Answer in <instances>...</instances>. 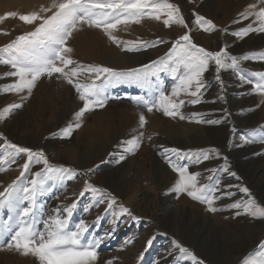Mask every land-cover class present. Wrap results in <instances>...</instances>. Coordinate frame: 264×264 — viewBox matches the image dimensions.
<instances>
[{"label":"rangeland","instance_id":"obj_1","mask_svg":"<svg viewBox=\"0 0 264 264\" xmlns=\"http://www.w3.org/2000/svg\"><path fill=\"white\" fill-rule=\"evenodd\" d=\"M206 1L169 0L180 7L188 24L187 29L180 25L171 27L162 25L161 28L163 24L161 20L166 18L163 15L160 21L145 17L139 24L119 25L113 34L120 41L151 42L157 39L165 41L155 47L141 48L139 51L122 50V46L112 42L102 29L84 27L75 32L67 46L73 48L71 57L79 64L110 67L117 71L143 69L149 74V80L143 83L129 80L113 81L106 88V95L109 98L106 106L85 113L81 119V127L74 128L67 137L62 135L61 129L76 123L74 113L83 106L75 88L57 73L52 77L46 75L41 77L30 96L27 90L20 94L4 92V87L14 83L16 78L2 75L10 68L0 65V109L12 103L23 105L7 114L4 120H0V133L3 134L0 137V147L6 146V139L19 146L30 147L36 151L43 150L51 165L73 170L70 174L57 172L48 174V190L38 194L36 198L37 227L43 230L42 221L54 215L56 209H63L64 206L76 202L77 207L69 220V230H74L75 225L83 219L89 225L86 237L101 239L95 264H107L108 261H112L113 264H195L177 245L189 249L197 261H202L203 264H244L245 258H251L250 253L260 251L258 245L264 241V218H253L244 214L243 207L240 209L231 207L235 202L243 204L249 199H254L257 204L264 206V144L259 142L244 144L240 138L251 135L254 129L264 127L262 103L255 99V107L238 113L239 102H247L245 97L248 94L245 96L244 93L242 95L244 97L238 101L231 95L232 90L241 91L251 86L249 87L251 95L258 97L259 94L253 90V85L237 82L230 76L234 74L232 70H221L219 75L224 82V87L221 88L215 79L217 74L215 66L212 65L204 76L208 86L202 89L200 103L195 105L189 103L191 98L181 93L179 98L185 100V104L180 108V113L185 116L181 125L197 126L206 132L198 134L193 145L184 141L176 143L169 140L167 128L171 123L178 127L177 121L181 120L179 116L178 119H173L155 109L148 113L145 107L133 99L138 96L148 99L158 95L157 88L170 94L173 86L179 83L170 70H160V64L147 69H144V66L165 58L175 38L186 31L193 37L194 43L207 50L217 51L227 46L229 53L238 57L264 52V46H257L253 39L250 45H244L247 38L262 33L252 32L243 39L232 35L252 22L251 17L243 20L239 14L253 3L259 4L258 7H264L261 6L260 0H231L230 18L223 24H219L218 21L222 20L226 9L222 8L215 12L216 21L212 18L213 11L209 5L203 7ZM223 1L228 3V0ZM51 3L52 0H0V17H6L0 21L2 23L0 48L16 36L33 30L34 25L26 24L19 19L21 15L39 12L42 6L48 7ZM7 13H16V16L7 17ZM195 15L212 20L216 28L204 31L194 24ZM4 32L7 34H3ZM204 36L210 38L209 45L206 44ZM242 48L247 51L242 53ZM117 53L128 56L142 55L135 65L119 67L112 60ZM71 67L72 65L66 71ZM241 67L245 74L264 72V61L259 59L242 61ZM182 71L181 69V73ZM92 78L78 77L81 82H91ZM100 82L96 81L97 84ZM141 112L148 121L143 129L139 127L138 119ZM57 113L60 115L58 118L54 117ZM193 113L202 115L194 119ZM109 114L111 117L121 115L125 120L122 122L124 127L116 132L112 131L111 135L101 142L96 140L92 125L97 117H107ZM196 119L220 122L197 123ZM114 123L117 128L120 127L119 122ZM237 131L240 133H236ZM140 132L144 133L140 148L135 154L125 152V142ZM169 144L172 145L171 148L181 150L179 158L175 154H165V149H171ZM210 149H217L220 156L213 155L207 161L195 163L194 156L185 155ZM69 151H74L73 157L68 154ZM120 155L126 158L117 163ZM166 156H170L173 162L178 164H187L190 172L200 173L199 179L203 183L208 182L207 178L210 175L214 176L220 180L221 192H230L231 195L218 199L214 204L217 211L209 212L206 204L191 199L185 193L177 194L170 191L178 174L169 166ZM224 157H227L229 172L221 171L225 164ZM2 158L3 155L0 153V159ZM26 160V154H20L14 163L3 165L5 170L0 171V192L20 176ZM248 160L250 165H245ZM252 162L254 163L251 165ZM89 169L92 171H88ZM43 170L42 163L33 164L19 183L26 184L33 178L34 173ZM156 170L164 172L163 178H160ZM231 172L236 173V176H232ZM260 178L262 179L259 180ZM86 181L106 190L103 194L104 203H96L99 196H93L91 191L85 190ZM228 185L231 187H227ZM243 187H247L249 193L242 192ZM82 191L83 196L80 195ZM171 193L173 197L170 201L174 204L169 207ZM109 194L116 201L111 210H108ZM26 204L27 201L24 202V205ZM121 205L127 207L131 214L122 213ZM183 206L186 207V211H183ZM238 211L240 215H236ZM9 215L15 216V212L0 210V226L8 221ZM61 215L66 213L62 212ZM205 217L210 220H204ZM149 240L152 241L151 244H148ZM25 263L39 264L31 255L24 256L6 249L0 250V264Z\"/></svg>","mask_w":264,"mask_h":264},{"label":"snow or ice","instance_id":"obj_2","mask_svg":"<svg viewBox=\"0 0 264 264\" xmlns=\"http://www.w3.org/2000/svg\"><path fill=\"white\" fill-rule=\"evenodd\" d=\"M260 4L264 5V0H260ZM47 13L51 14L46 15ZM162 15L166 17L163 19L165 27L180 25L188 28L180 7L169 0H52L50 6H42L39 12L21 15L19 19L26 24L34 25L33 30L16 36L15 39L0 48V65L10 68L2 75L16 78L14 83L5 86L3 91L20 94L27 90L28 96H30L41 77L60 74L69 85L75 88L79 100L83 102V106L74 113L76 123L61 129L63 136H70L74 128L81 127V119L85 113L106 106L109 99L106 95V88L113 81L129 80L143 83L149 80V74L143 69L117 71L110 67L79 64L71 57L73 48L67 46L70 38L84 27L97 28L102 29L112 42L122 46V50L139 51L141 48L155 47L165 41L162 39L151 42L120 41L113 34L114 31L119 25L139 24L145 17L160 20ZM239 15L243 20H248L250 17L253 19L246 27L233 32V36L243 39L252 32L264 33V7H258L253 3ZM6 16L14 17L16 13H7ZM5 18L0 17V21ZM194 24L204 31H212L216 28L212 20L206 19L202 15H195ZM250 59L264 61V52L244 54L238 57L231 55L227 46L221 47L217 51L207 50L194 43L193 37L186 31L175 38L165 58H161V61H153L152 65L144 66V69H147L160 64V70H170L174 79H177L179 83L173 86L170 94L157 88L158 95L148 99L139 96L133 99L145 107L148 113H152L155 109L162 111L165 116L172 118L179 116L183 120L185 116L180 113V108L185 104V100L179 98L180 94L184 93L190 97L189 103L193 105L200 103L202 89L208 86L204 79L205 73L209 71L210 66L214 65L217 73L215 79L221 88L224 87V82L219 73L221 70H232L241 84L253 85V90L261 96V103H264V72L245 74L241 67L242 61ZM70 65L72 67L66 71ZM84 73L94 74L91 82H81L78 79ZM96 81L101 82L97 84ZM21 99H26V97H21ZM22 106V104L12 103L0 109V120H4L7 114ZM201 115L193 113L192 118L195 119ZM138 119L139 127L143 129L148 122L145 114L141 112ZM196 122L214 124L220 121L196 119ZM2 136L3 134L0 133V137ZM143 139L144 133L140 132L139 135L127 140L124 151L135 154ZM148 139L150 140L151 136ZM241 140L244 144L256 142L264 144V127L258 130L254 129L251 135L241 137ZM5 145L0 147V153L3 155V158L0 159V171L5 170L4 164L14 163L20 154H26L27 160L22 165L23 171L20 176L0 192V210L7 209L9 212H15V216L9 215L8 221L0 226V250L6 249L24 256L31 255L38 260L39 264H95L98 259L97 248L102 242L101 239L86 237L89 225L83 219L75 225L74 230H69V220L77 207L76 202L64 206L63 209H56L54 215L42 221L43 230L37 227L36 198L38 194L48 190V174L53 172L70 174L73 170L51 165L43 150L36 151L30 147L19 146L6 139ZM164 152L165 154H175L178 158L181 156V150L176 148L165 149ZM185 155L194 156V162L200 163L202 160H209L213 155L218 157L220 153L217 149H210L201 150L195 154L189 152ZM125 158L124 155H120L116 162L119 163ZM166 158L169 166L178 174V179L170 191L177 194L185 193L191 199L206 204L209 212L217 211L214 204L218 199L231 195L230 192H221L220 180L214 176L210 175L207 178L208 182L203 183L199 179L200 173L190 172L187 164L173 162L170 156H166ZM224 161L225 164L221 171L229 172L227 157H224ZM41 163L44 165L43 171L34 173L33 178L29 179L26 184L19 183L33 164ZM88 171H92V169ZM211 171L215 172V170ZM230 174L236 176L234 172ZM227 187L230 188L231 185ZM85 190L91 191L93 196H99L96 203H104L105 189L93 186L86 181ZM241 191L249 193L247 187H243ZM80 195L83 196L84 192L82 191ZM25 201H27L26 205H24ZM115 203V198L109 194L108 210H111ZM231 207L234 209L243 207L244 214L253 218H264V206L257 204L254 199H249L243 204L235 202ZM120 211L131 214L130 210L123 205L120 206ZM62 212L66 215H61ZM240 214L239 211L236 213V215ZM130 242L128 241V243ZM151 242L149 240L148 244ZM177 246L195 264H203L202 261H197L189 249ZM258 248L260 251L250 253L249 257L251 258H245L244 264H264V241L260 242ZM107 264H113V262L108 261Z\"/></svg>","mask_w":264,"mask_h":264},{"label":"bare ground","instance_id":"obj_3","mask_svg":"<svg viewBox=\"0 0 264 264\" xmlns=\"http://www.w3.org/2000/svg\"><path fill=\"white\" fill-rule=\"evenodd\" d=\"M178 1H184V0H178ZM247 1V0H246ZM245 3V2H244ZM253 3V2H252ZM247 4V3H246ZM209 5L208 7L210 8V10L213 11V17L216 21V13L215 12H218L220 9L222 8H225L226 9V13L224 15V17L222 18L221 21H218L219 24H223V23H226L229 18H230V9H231V6H232V1L231 0H228V3H224L223 0H207L203 7ZM259 5V4H258ZM262 6V5H261ZM264 6V5H263ZM236 18V17H235ZM164 19V18H163ZM163 19L161 21H163ZM253 19V18H252ZM252 19L250 21H252ZM234 20V19H233ZM160 21V20H159ZM0 25H2V23H0ZM162 25L164 24H161V28H162ZM237 27V26H236ZM239 27V26H238ZM258 34V33H257ZM3 37V36H2ZM201 37V36H200ZM235 38V37H234ZM204 39L206 40V44H208V42L210 41V38L208 36H204ZM232 39V38H230ZM254 40V43L257 45V46H264V33L260 34L259 36L256 34L253 35V37L251 38H247V40L244 42V45H247L250 43L251 40ZM236 40V39H235ZM218 41V40H217ZM231 42V41H230ZM241 42V41H240ZM240 42H238L237 44L240 45ZM210 44V43H209ZM208 44V45H209ZM213 44V42H212ZM237 45V46H239ZM250 45V44H249ZM216 46V45H215ZM256 47V46H255ZM244 48V47H243ZM241 49L242 53H244L245 51H247L246 49ZM246 48V47H245ZM262 51V50H260ZM239 53V52H238ZM132 54V53H131ZM234 54V53H233ZM109 55V53H108ZM140 55H123L122 53H117V55H114L113 56V61L116 65H118L119 67H123V66H131V65H135L136 63L135 62H138L139 59H140ZM145 55V54H144ZM110 57V56H109ZM105 58H106V55H105ZM109 59V58H108ZM110 64V63H109ZM111 65V64H110ZM232 78L234 77V79L237 81V82H240L239 79L237 78L236 74H232L230 75ZM228 81V80H227ZM230 84V83H229ZM234 84V83H232ZM243 87V86H242ZM251 86H247L246 88H243L241 91H237L235 90V92H233V90L231 91V95H232V98L234 100H241L244 96H242L244 93H245V96L248 94V96H246V101L247 102H239V107L237 108V111L238 113H242L243 111L245 112L246 109L248 108H251V107H255V99L258 100V102H260L261 104V96L259 95L257 98L255 96H252L250 92V89L249 88ZM239 90V89H238ZM230 91V90H229ZM252 91V90H251ZM245 101V100H244ZM227 102V101H226ZM236 102V101H235ZM259 104V103H258ZM236 105V104H235ZM252 109V108H251ZM261 110L262 112H264V103L261 104ZM252 111V110H251ZM129 112V111H128ZM248 112V111H247ZM99 113V112H98ZM134 113V112H133ZM234 113V111H233ZM236 113V111H235ZM100 114V113H99ZM102 114V113H101ZM244 114V113H243ZM98 115V114H97ZM58 113L54 116L56 118H58ZM121 117V118H120ZM120 117H117V116H110V114L107 116V117H97L95 119V122L94 124L92 125V127L94 128V135H95V138L96 140H100L102 142V140L106 139V137H109L112 133V131H117L119 129H122L124 127V124L122 123L123 122V117L120 115ZM177 118V117H176ZM248 118V117H247ZM174 119V118H173ZM178 119V118H177ZM38 121V120H37ZM119 122V125L120 127L117 128V126L115 125L114 122ZM125 121V120H124ZM178 124V127L177 125L171 123L167 126H169L167 128V133L169 135V140L171 141H175L176 143H179L181 141H184L185 143H194L196 142V140L194 138L198 137V134L200 133H203L205 134L206 132H204L201 128H198L197 126H193V125H181L182 124V120H179L177 121ZM254 126V125H253ZM175 127H177V129H175ZM237 129V128H236ZM132 130V129H131ZM236 133H240V131H237ZM94 137V136H93ZM241 138V136H240ZM197 144V143H196ZM185 145V144H184ZM193 145V144H192ZM170 146V144H169ZM172 146V145H171ZM170 146V148H171ZM173 148V147H172ZM176 148V147H175ZM187 148V147H186ZM261 148V147H259ZM189 149V148H188ZM73 150V149H72ZM256 150V149H255ZM68 154L73 157L74 156V151H69ZM261 157V156H260ZM176 158V157H175ZM174 159V158H173ZM242 159V158H241ZM252 159V158H251ZM263 159V158H262ZM250 160V159H249ZM248 160V163L246 162L245 165H250V162ZM253 160V159H252ZM251 161V160H250ZM257 161V160H256ZM254 162L251 163V165L253 164ZM260 166V165H259ZM254 168V167H253ZM256 168H259V167H256ZM256 171V170H255ZM157 173H159L158 175L160 176V178H163L164 176V172L163 171H159V170H156ZM155 172V173H156ZM157 175V174H156ZM264 175V174H263ZM263 175H262V178H263ZM158 177V176H157ZM159 178V177H158ZM165 178V177H164ZM262 178H260L259 180H261ZM178 178L176 177L175 181L177 180ZM254 179V178H253ZM146 196V194H145ZM230 196V195H229ZM173 195L172 193L169 195V202L168 204H170L169 207L173 206L174 202H171L170 200L172 199ZM241 200V199H240ZM239 200V201H240ZM173 201V200H172ZM164 207V206H163ZM183 211H186V207L183 206ZM199 213V211H198ZM204 220H210V218L208 217H205ZM22 260V259H21ZM26 260V259H24ZM172 260V259H171ZM236 260L238 261V258H236ZM27 261V260H26ZM24 263V262H23ZM26 264V263H25Z\"/></svg>","mask_w":264,"mask_h":264},{"label":"crops","instance_id":"obj_4","mask_svg":"<svg viewBox=\"0 0 264 264\" xmlns=\"http://www.w3.org/2000/svg\"><path fill=\"white\" fill-rule=\"evenodd\" d=\"M80 76H82V78H87V77H91V78L93 77V78H94V75H89V74H87V73L81 74ZM80 76H79V77H80ZM93 78H92V79H93ZM101 79H103V77H101Z\"/></svg>","mask_w":264,"mask_h":264}]
</instances>
